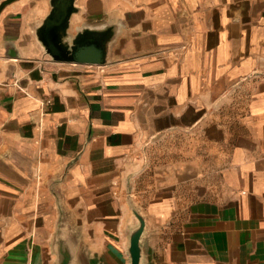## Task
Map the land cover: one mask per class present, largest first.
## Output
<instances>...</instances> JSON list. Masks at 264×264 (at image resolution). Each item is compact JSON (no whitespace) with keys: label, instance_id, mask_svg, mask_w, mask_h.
I'll use <instances>...</instances> for the list:
<instances>
[{"label":"crops","instance_id":"1","mask_svg":"<svg viewBox=\"0 0 264 264\" xmlns=\"http://www.w3.org/2000/svg\"><path fill=\"white\" fill-rule=\"evenodd\" d=\"M110 60H53L49 0H0V264H55L59 212L103 264L135 218L160 264H264V0H74Z\"/></svg>","mask_w":264,"mask_h":264},{"label":"water","instance_id":"2","mask_svg":"<svg viewBox=\"0 0 264 264\" xmlns=\"http://www.w3.org/2000/svg\"><path fill=\"white\" fill-rule=\"evenodd\" d=\"M50 10L35 27V35L45 52L55 61L89 65H104L110 60L112 44L118 24L110 22L83 23L69 32V22L78 8L74 0H49ZM128 206L135 218L126 232L124 251L127 264H149L145 242L146 219L139 208L127 196ZM50 248L55 264H103L81 239L80 231L68 222L67 216L58 213Z\"/></svg>","mask_w":264,"mask_h":264},{"label":"rangeland","instance_id":"3","mask_svg":"<svg viewBox=\"0 0 264 264\" xmlns=\"http://www.w3.org/2000/svg\"><path fill=\"white\" fill-rule=\"evenodd\" d=\"M91 233H86L84 235V240H85V244L86 242H90L91 241ZM155 248L157 251V247L160 246V242H159V236L155 237ZM155 251V254H151L150 251L146 252L147 255V262H149V264H160L157 259H158V252ZM121 256L122 258L120 259L121 261H118V264H127V254L125 253L124 249H121ZM110 264H116L115 262L110 263Z\"/></svg>","mask_w":264,"mask_h":264}]
</instances>
